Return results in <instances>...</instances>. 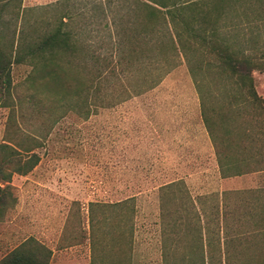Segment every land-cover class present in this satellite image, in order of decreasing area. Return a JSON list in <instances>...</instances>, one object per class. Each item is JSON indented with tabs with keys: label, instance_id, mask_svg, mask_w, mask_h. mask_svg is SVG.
Returning <instances> with one entry per match:
<instances>
[{
	"label": "rangeland",
	"instance_id": "rangeland-1",
	"mask_svg": "<svg viewBox=\"0 0 264 264\" xmlns=\"http://www.w3.org/2000/svg\"><path fill=\"white\" fill-rule=\"evenodd\" d=\"M60 1L65 2L56 7ZM116 1L21 0L16 38L21 17L39 23L52 20L61 8L72 15L78 50L71 58L60 55L61 63L72 61L69 69L64 68L60 89L46 81L31 86V67L26 64L11 68V100L7 108H0V144L17 137L28 145L36 141L40 162L28 175L13 177L17 203L0 223V259L34 238L54 252L50 264H92L93 259V264H186L197 237H201L199 231L192 230L199 225L206 264H254L264 259V252L254 246L264 247V235L260 240L242 235L264 229V213L258 214L259 207L248 205L257 201L258 195L240 190L227 194L223 202L219 196L230 187L246 189L257 178L221 181L200 116V94L186 61L179 55L176 68L158 86L130 98L126 97L132 89L126 87L124 78L120 77L123 86L115 85L110 72L98 80L95 69L90 70V52L100 57L110 54L107 21L101 10L111 9L107 12L110 18L119 6ZM244 8L264 17V10L259 11L257 5ZM258 33L259 42L264 43V28ZM196 59V54L190 58L191 66ZM153 76L149 69H139L130 82L141 90ZM74 78H81L82 86L76 83L80 79ZM253 80L256 93L264 99V73L254 72ZM109 81L114 84L111 90ZM201 91L209 105L224 103L226 91L219 78H206ZM121 99L124 102H119ZM247 122L245 126L257 133V120ZM177 179L183 184L160 188ZM131 195L133 216L128 224L133 235L128 247L122 238L127 217L120 207L107 205ZM89 203L106 206L103 211L94 210L93 229ZM191 203L198 212L204 210L200 223ZM218 212L226 214L219 224ZM104 218L112 219V227L102 225ZM246 243L253 248H246ZM172 247H176L175 255Z\"/></svg>",
	"mask_w": 264,
	"mask_h": 264
},
{
	"label": "trees",
	"instance_id": "trees-1",
	"mask_svg": "<svg viewBox=\"0 0 264 264\" xmlns=\"http://www.w3.org/2000/svg\"><path fill=\"white\" fill-rule=\"evenodd\" d=\"M64 2L60 1L55 6L60 7ZM116 4L119 6L110 18L107 12L111 9L101 10L109 32V56L89 54L90 70L95 69L96 76H99L96 78L99 80L104 73L110 72L115 85L123 86L121 77L126 80V87L132 89L126 98L139 96L158 86L176 68L175 58L180 55L188 64L200 94V116L214 149L220 178L264 172V99L256 93L253 80L254 72L264 73V43L258 39L259 30L264 28V17L244 8L257 5L259 11L264 10V0H117ZM237 9L240 13L232 16L231 13ZM139 12L141 15L137 14ZM20 13L21 0H0V108H7L11 100L13 65L31 67L28 78L31 86L46 81V84L53 82L60 89L64 86L62 75L67 70L64 68L69 69L72 63H61L60 55L68 54L71 58L78 50L76 32L71 25L72 15L66 10L58 8L52 20L44 19L39 23H29L21 17L16 38L15 26ZM195 54L197 59L193 67L190 58ZM86 67L84 64L83 68ZM139 69H149L154 75L141 90L130 82L132 74ZM210 76L222 80L226 91L224 103L218 107L206 103L202 95L201 87ZM74 80L82 86L81 78ZM91 82L92 79L89 80ZM110 82L108 90L114 85ZM119 102H124V99ZM39 107L42 110L45 108L42 105ZM252 110L259 114L253 115ZM247 120H257V133L245 126H248ZM16 140L0 144V223L17 203L13 194V177L28 175L40 162V156L35 152L38 148L36 141L28 145L24 139L17 137ZM181 180H172L160 188L183 184ZM133 200L131 195L107 205L112 209L120 207L127 217L122 233L125 245L130 243L133 235L132 226L128 224L133 216ZM191 204V210L200 223L203 209L198 212ZM105 207L101 203H89L92 229L94 210L103 211ZM224 216L221 214L217 218L218 224ZM103 220L102 225L106 223L104 226L112 223L110 218ZM111 227L109 235L113 233ZM192 230L199 231L201 237H197L186 264H198V261L206 264L202 228L199 225ZM171 235L173 243H177L175 232ZM217 242H220L219 237ZM176 251V247L171 248L173 255ZM51 256L52 251L48 247L34 238H28L1 258L0 264H50Z\"/></svg>",
	"mask_w": 264,
	"mask_h": 264
},
{
	"label": "crops",
	"instance_id": "crops-1",
	"mask_svg": "<svg viewBox=\"0 0 264 264\" xmlns=\"http://www.w3.org/2000/svg\"><path fill=\"white\" fill-rule=\"evenodd\" d=\"M210 140V139H209ZM211 142V141H210ZM211 146H212V144H211ZM212 149H213V146H212ZM213 153H214V149H213ZM215 156V155H214ZM216 160V159H215ZM217 168H218V165H217ZM218 174H219V171H218ZM249 176H255V178H257V181L255 182V183H252V185L250 186V187H248L247 186V188L246 189H244V188H240V187H230V188H228V189H223L222 191H221V193L219 194V196L220 197H226V195L227 194H236V193H238V192H242V191H240V190H244V191H246V192H248V191H250V190H252V191H250V192H254L255 193V195H258V197H259V199L257 200V201H250V203H248V205H249V207H251V206H257V207H259V212H258V214L259 213H264V172H262V173H258V174H249V175H243V176H238V177H233V178H226V179H221V181H223V182H227V181H234V180H238V179H241V178H245V177H249ZM219 177H220V175H219ZM249 193V192H248ZM242 235H247V236H249L250 238H255V237H257V239H259L260 240V237H262L263 235H264V229L263 230H260V229H253V230H250V231H248L247 232V234H242ZM242 235H239V237L240 236H242ZM237 244L238 243H241V242H239V239H237ZM251 244V243H250ZM250 244H245L244 246L246 247V248H253V246L252 245H250ZM238 246H242V244H238ZM255 247H257V250L258 251H261V253L262 252H264V247H262V244H258V245H254ZM173 248V247H172ZM50 249V248H49ZM51 250V249H50ZM52 251V250H51ZM52 257H54V252L52 253V256H51V258ZM229 264V263H228ZM246 264H248L247 262H246ZM254 264H264V259H261L260 261H258V262H255Z\"/></svg>",
	"mask_w": 264,
	"mask_h": 264
}]
</instances>
